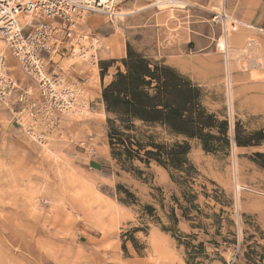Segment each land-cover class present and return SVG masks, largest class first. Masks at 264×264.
Listing matches in <instances>:
<instances>
[{"label": "rangeland", "instance_id": "1", "mask_svg": "<svg viewBox=\"0 0 264 264\" xmlns=\"http://www.w3.org/2000/svg\"><path fill=\"white\" fill-rule=\"evenodd\" d=\"M151 1L125 0L115 19L96 12L80 21L97 65L61 61L83 82L84 108L46 145L14 127L0 104V264H264V157L253 154L264 153V141L238 147L232 140L236 125L241 138L264 130V31L240 24L264 0H226L238 26L227 33V60L211 22L220 0H179L185 8L171 12L147 7ZM128 46L190 79L207 110L227 121V151L206 153L192 143L188 155L198 171L191 193L208 216L198 217L202 228L181 221L173 236L163 231L171 196L179 195L168 173L154 162L111 157L101 90L123 69ZM145 205L155 208L151 216ZM186 242H202L204 252L190 260Z\"/></svg>", "mask_w": 264, "mask_h": 264}, {"label": "trees", "instance_id": "2", "mask_svg": "<svg viewBox=\"0 0 264 264\" xmlns=\"http://www.w3.org/2000/svg\"><path fill=\"white\" fill-rule=\"evenodd\" d=\"M121 63L123 69L117 68L101 90L111 157L117 162H154L168 173L179 195L171 196L168 225L162 226L163 231H170L173 236L181 221L191 229L202 228L198 217L208 216L195 204L197 194L191 193L189 183L198 171L188 155L192 143L206 153L227 151L231 143L227 121L218 119L203 105L199 86L164 61L132 51L128 46ZM232 140L238 147L258 146L264 141V130L241 138L236 125ZM253 154L264 157L261 152ZM124 192L133 197L127 190ZM120 201L130 203L127 198ZM160 208L164 209L162 205ZM154 211L152 205L144 206L146 215L151 216ZM184 249L190 260L204 252L202 242H186ZM244 258L248 260L245 253ZM260 258L264 259V255Z\"/></svg>", "mask_w": 264, "mask_h": 264}, {"label": "built area", "instance_id": "3", "mask_svg": "<svg viewBox=\"0 0 264 264\" xmlns=\"http://www.w3.org/2000/svg\"><path fill=\"white\" fill-rule=\"evenodd\" d=\"M119 1L109 0L114 12L125 0ZM163 1L166 9H183L175 7L178 0ZM100 2L0 0V40L5 46L0 51V104L9 111L11 124L34 143L46 145L61 123L82 113L83 82L70 75L71 70L64 69L61 61L77 58L97 64V49L88 44L80 21L87 14L98 13L103 6ZM155 2L149 4L158 8ZM114 12L103 14L115 19ZM211 22L218 27L221 37L238 27L226 11V0H220ZM223 55L227 60L225 52ZM240 65L244 68L243 63ZM237 186L236 183L237 190H253Z\"/></svg>", "mask_w": 264, "mask_h": 264}, {"label": "bare ground", "instance_id": "4", "mask_svg": "<svg viewBox=\"0 0 264 264\" xmlns=\"http://www.w3.org/2000/svg\"><path fill=\"white\" fill-rule=\"evenodd\" d=\"M121 1V0H120ZM119 1V2H120ZM153 1V0H152ZM117 3H118V1H117ZM175 7H177V8H184L186 5V3L185 2H183V1H176L175 2ZM100 5H103L102 6V8L100 7V9H98V13L99 12H101V13H106V14H108L111 10H112V12H114V9H112V7L110 6V3H109V0H101V2H100ZM153 4H148L147 5V7H151ZM154 5L155 6H157L158 8V10L159 11H161V10H165L166 9V7H164V5H165V3H164V1L163 0H156V2L154 3ZM120 7V6H119ZM118 7V8H119ZM105 8H109L108 10H106L105 11ZM118 8H117V12H114L115 14H116V16L117 17H119V11H118ZM144 8V6H140V7H138L136 10L134 9V11H132V12H136V11H139V10H141V9H143ZM167 10H169V12H171L173 9H168L167 8ZM92 20V19H91ZM94 21L95 22H101V19H95L94 18ZM227 37H228V35H226V36H224V37H221V38H219V40H218V42L219 43H221L223 46H224V52H225V56H226V58L228 59V52H229V49H228V42H227ZM253 40H251V42H252ZM93 43V42H92ZM91 46V48L92 49H97L93 44L92 45H90ZM120 52V51H119ZM243 57V56H242ZM97 65L95 62L94 63H92V65ZM244 66H246L245 64H244ZM102 102V101H101ZM92 111V110H91Z\"/></svg>", "mask_w": 264, "mask_h": 264}, {"label": "crops", "instance_id": "5", "mask_svg": "<svg viewBox=\"0 0 264 264\" xmlns=\"http://www.w3.org/2000/svg\"><path fill=\"white\" fill-rule=\"evenodd\" d=\"M246 20L248 24L246 23H240V24L242 26H245L246 28L249 27L251 29H258L264 31V3H261L258 6H256Z\"/></svg>", "mask_w": 264, "mask_h": 264}]
</instances>
